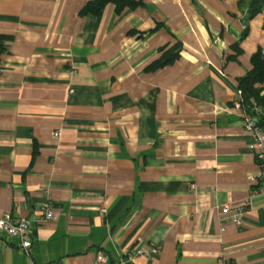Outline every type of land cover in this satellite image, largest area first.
I'll return each instance as SVG.
<instances>
[{
	"label": "crops",
	"instance_id": "1",
	"mask_svg": "<svg viewBox=\"0 0 264 264\" xmlns=\"http://www.w3.org/2000/svg\"><path fill=\"white\" fill-rule=\"evenodd\" d=\"M90 1L0 0V218L34 233L26 253L0 232V264H264V182L234 104L264 9Z\"/></svg>",
	"mask_w": 264,
	"mask_h": 264
},
{
	"label": "built area",
	"instance_id": "2",
	"mask_svg": "<svg viewBox=\"0 0 264 264\" xmlns=\"http://www.w3.org/2000/svg\"><path fill=\"white\" fill-rule=\"evenodd\" d=\"M73 92L74 89H71ZM235 107L241 109L243 112V120L246 127L252 132V141L250 147L254 150V153L258 159V165L260 168L258 181L264 182V126L260 125L258 114L259 109L255 111H247L243 106L242 99H237ZM60 133V130L57 134ZM230 205L226 204L222 207V212L227 213L230 210ZM42 221H48L55 217V211L50 203H45L42 206ZM105 211V209H103ZM232 220L241 224L242 210L239 209L237 214H234ZM0 232L8 237L16 239L17 246L26 253H30L34 245V233L32 220L28 217L14 216L11 212H6L0 218ZM160 250L159 246H154L150 250L143 248H137L134 252L129 253L126 257L127 261L132 260L136 255H145L147 257H153ZM90 264H113L110 257L103 251L98 250L94 259Z\"/></svg>",
	"mask_w": 264,
	"mask_h": 264
},
{
	"label": "trees",
	"instance_id": "3",
	"mask_svg": "<svg viewBox=\"0 0 264 264\" xmlns=\"http://www.w3.org/2000/svg\"><path fill=\"white\" fill-rule=\"evenodd\" d=\"M108 2H115L120 9L124 4L132 3V0H93L83 8L82 12H99ZM244 3L246 2L243 0L240 5ZM263 9L264 0H249L248 19H251ZM180 47V43L177 42L170 50L173 51L172 55H168L166 59L161 58L160 63L164 64L170 61L174 56V52L178 51ZM252 65L251 70L238 79V87L241 91L243 106L247 111L259 109V123L264 126V93H262L263 87L261 86L264 83V54L261 50L253 54Z\"/></svg>",
	"mask_w": 264,
	"mask_h": 264
}]
</instances>
